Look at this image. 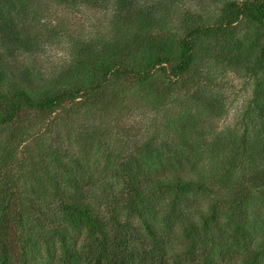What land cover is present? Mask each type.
<instances>
[{
  "label": "trees",
  "instance_id": "16d2710c",
  "mask_svg": "<svg viewBox=\"0 0 264 264\" xmlns=\"http://www.w3.org/2000/svg\"><path fill=\"white\" fill-rule=\"evenodd\" d=\"M183 1L0 0L26 53L16 9L106 10L50 76L0 49V264H264V0Z\"/></svg>",
  "mask_w": 264,
  "mask_h": 264
},
{
  "label": "rangeland",
  "instance_id": "374dc122",
  "mask_svg": "<svg viewBox=\"0 0 264 264\" xmlns=\"http://www.w3.org/2000/svg\"><path fill=\"white\" fill-rule=\"evenodd\" d=\"M201 0H185L182 4L198 7ZM73 10L71 8L53 4L35 5L31 4L25 8L16 9V15L20 20L25 21L29 29L39 39L32 53L19 50L17 43L11 35L2 28L0 32V49L2 54L11 61L13 68L18 72H23L25 65L41 67L48 76L53 74V70L58 69L62 62L71 58L75 47L79 45L80 36L84 32H92L91 21L93 17H99L106 13V10ZM90 13L91 15H89ZM8 55V56H7ZM236 94L231 110L229 121H233V116L241 110L242 104L248 97L246 86L242 78L232 73ZM245 86V87H244ZM221 126H226L223 123ZM137 226V225H136ZM136 237L138 242L141 238L148 242L149 239L145 231L137 226ZM148 240V241H147Z\"/></svg>",
  "mask_w": 264,
  "mask_h": 264
}]
</instances>
